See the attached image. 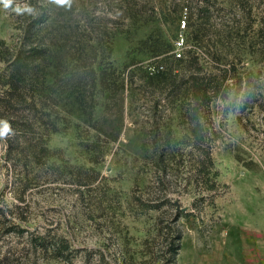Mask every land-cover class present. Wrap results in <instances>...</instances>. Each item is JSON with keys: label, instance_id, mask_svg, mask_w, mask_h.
<instances>
[{"label": "rangeland", "instance_id": "rangeland-1", "mask_svg": "<svg viewBox=\"0 0 264 264\" xmlns=\"http://www.w3.org/2000/svg\"><path fill=\"white\" fill-rule=\"evenodd\" d=\"M202 1L210 21L196 19ZM197 37L206 46L188 53ZM31 47L63 65L85 50L97 87L90 117L73 97L0 104L12 129L0 138V264H264V0L0 4V99ZM219 68L226 87L198 140L188 80ZM80 73L66 76L90 89ZM32 233L66 238L72 263L34 249Z\"/></svg>", "mask_w": 264, "mask_h": 264}, {"label": "trees", "instance_id": "trees-1", "mask_svg": "<svg viewBox=\"0 0 264 264\" xmlns=\"http://www.w3.org/2000/svg\"><path fill=\"white\" fill-rule=\"evenodd\" d=\"M207 1H202V4L198 6V16L197 20H203L204 22L210 21V4ZM73 4V3H72ZM190 25V24H189ZM184 26H187L186 20H184ZM192 43L195 45H189L186 41V49L190 53L196 49V45L205 47L204 37L201 38H191ZM204 45H203V44ZM169 52V50H166ZM52 53L43 47H31L28 51H22L15 61L12 63V72L10 73L7 85L9 86L6 94L2 99H0L1 105H6V107L11 108V105L15 102L21 103L29 98L31 94V103L36 98L40 97L44 102L47 100H53L54 104L60 102V100L66 98H74L75 102L80 106L82 111L88 116H91V112L88 113L90 109L93 110L94 105H90L87 102L86 92L93 91L97 87V77L98 73L95 71L94 62L87 63V60L93 56L86 53L85 50L81 51L78 56H75L71 62L66 65L57 63L52 64L50 59L52 58ZM51 57V58H50ZM184 56L181 54L176 60L179 62L185 61ZM94 59L96 57L94 56ZM76 64H73V62ZM89 62V61H88ZM72 65V70L70 66ZM165 66L160 64L158 66V71L164 70ZM87 70L91 77V87L88 89L86 85L83 84V89H81V82L78 84L76 80L70 78L67 79L68 74L79 75L81 71ZM222 70V72H201L197 71L190 76L189 88L191 94L190 106L187 109V115L189 117V123L191 127L189 128L193 137L198 140H202L205 133L204 128V117L206 113H210L211 104L217 96H223V90L226 87V72L227 70ZM224 72V74H223ZM75 73V74H74ZM107 75V70L104 68L100 72V77H102L101 85L103 89H109L111 83L106 84L104 77ZM67 79V80H66ZM67 85L64 87L63 85ZM94 89H91V88ZM225 94L224 96H226ZM6 96V97H5ZM36 109L35 104H31V110ZM46 151L47 149L44 148ZM44 149L37 153V157L45 156ZM211 159V153L208 154ZM31 245L34 249L39 248L45 253H51L52 257L57 259H62L63 261L72 263L75 249L71 247L66 238L61 236H55L50 233H32L31 235Z\"/></svg>", "mask_w": 264, "mask_h": 264}, {"label": "clouds", "instance_id": "clouds-1", "mask_svg": "<svg viewBox=\"0 0 264 264\" xmlns=\"http://www.w3.org/2000/svg\"><path fill=\"white\" fill-rule=\"evenodd\" d=\"M51 3L59 7L70 9L73 0H51ZM0 4L3 5L4 9H9L12 8L13 0H0ZM13 11L18 15L23 13L31 14L32 8L27 5L24 7L16 6ZM11 131V125L8 123V121L0 120V138H5L9 133H11Z\"/></svg>", "mask_w": 264, "mask_h": 264}, {"label": "built area", "instance_id": "built-area-1", "mask_svg": "<svg viewBox=\"0 0 264 264\" xmlns=\"http://www.w3.org/2000/svg\"><path fill=\"white\" fill-rule=\"evenodd\" d=\"M180 55H181V54H180ZM180 55H179V56H180Z\"/></svg>", "mask_w": 264, "mask_h": 264}]
</instances>
